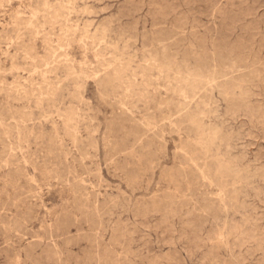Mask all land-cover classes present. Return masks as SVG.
Masks as SVG:
<instances>
[{"label": "rangeland", "instance_id": "1", "mask_svg": "<svg viewBox=\"0 0 264 264\" xmlns=\"http://www.w3.org/2000/svg\"><path fill=\"white\" fill-rule=\"evenodd\" d=\"M0 264H264V0H0Z\"/></svg>", "mask_w": 264, "mask_h": 264}]
</instances>
